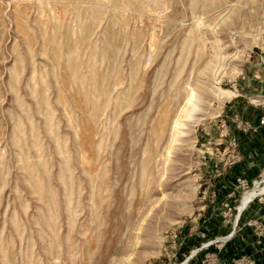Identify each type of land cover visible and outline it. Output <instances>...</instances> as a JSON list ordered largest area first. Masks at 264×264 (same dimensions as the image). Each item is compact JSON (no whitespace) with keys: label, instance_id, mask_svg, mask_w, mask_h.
I'll use <instances>...</instances> for the list:
<instances>
[{"label":"rangeland","instance_id":"rangeland-1","mask_svg":"<svg viewBox=\"0 0 264 264\" xmlns=\"http://www.w3.org/2000/svg\"><path fill=\"white\" fill-rule=\"evenodd\" d=\"M255 80L264 0H0V264H264L215 187Z\"/></svg>","mask_w":264,"mask_h":264},{"label":"crops","instance_id":"crops-1","mask_svg":"<svg viewBox=\"0 0 264 264\" xmlns=\"http://www.w3.org/2000/svg\"><path fill=\"white\" fill-rule=\"evenodd\" d=\"M253 91L257 96L264 95V82L255 80ZM256 112V114H250L244 118V121L249 122L250 128L236 130L230 127L229 130H225V133H219L216 143L222 145V149L225 147L227 153L230 152V150H227V145L235 143L237 153V160L222 174L223 178L220 177V180L215 182L219 198L225 195L226 188L230 187L229 185L233 182L234 176L250 181L256 178L260 172L264 173V117L259 115L257 110ZM260 119H263L262 124H259ZM237 125L238 123L236 127H238ZM240 215L241 218L238 226H236L235 236L226 244L227 247L225 248L228 251L231 247L233 250L237 248L235 246L236 242L239 246L247 243L250 246L252 245L250 241L253 238L247 237L246 234L256 233L253 226L247 225L246 222L249 220L264 222V203L255 199L243 209Z\"/></svg>","mask_w":264,"mask_h":264},{"label":"built area","instance_id":"built-area-1","mask_svg":"<svg viewBox=\"0 0 264 264\" xmlns=\"http://www.w3.org/2000/svg\"><path fill=\"white\" fill-rule=\"evenodd\" d=\"M247 123L248 122L245 121V124H247ZM262 123H263V119H260L259 120V124H262ZM239 124H240V122L238 123V125ZM231 146L233 148L232 151L235 153L236 152V150H235V146H236L235 143H232ZM236 157H237V154H236ZM263 177H264V173L263 172H260V174H258V176L256 178H254V179H252L250 181H247L246 179L240 178V177L236 178L237 187H238V189H240L242 191L241 194H240V196H239V202H240L241 196L245 192H247L249 189H251L254 186L258 187L261 184V180L263 179ZM233 194L234 193H231L229 195L231 196ZM255 199H257L260 202L264 203V190L263 191H258L253 197H251V199L246 203V205L244 207H242V209L239 212V215L243 211V209L249 203L253 202ZM229 209H231V208H229ZM235 209L237 211V208H235ZM235 217H236V215H235ZM237 220H238V218H237ZM236 223H237V221H236ZM246 224L247 225H250V226H253L254 231L256 233L255 235L257 236L256 239H255V241L257 243H259L260 242V237H263L264 236V222H258L256 220H249L248 222H246ZM235 230H236V225H235V220H234L233 231L229 235H227L226 238H230L233 235V233H235ZM262 240H263V238H262ZM208 264H219V263L217 262V260H212V261L208 262Z\"/></svg>","mask_w":264,"mask_h":264},{"label":"bare ground","instance_id":"bare-ground-1","mask_svg":"<svg viewBox=\"0 0 264 264\" xmlns=\"http://www.w3.org/2000/svg\"><path fill=\"white\" fill-rule=\"evenodd\" d=\"M263 185H264V177L261 180V184L259 185V187L254 186L242 195L241 197L242 203H241L240 209L238 210H241L242 207H244L246 203L251 199V197H253L258 191H263L264 187H261Z\"/></svg>","mask_w":264,"mask_h":264},{"label":"water","instance_id":"water-1","mask_svg":"<svg viewBox=\"0 0 264 264\" xmlns=\"http://www.w3.org/2000/svg\"><path fill=\"white\" fill-rule=\"evenodd\" d=\"M239 212H240V210H237V211H236L235 225H236L237 218H238V216H239Z\"/></svg>","mask_w":264,"mask_h":264},{"label":"trees","instance_id":"trees-1","mask_svg":"<svg viewBox=\"0 0 264 264\" xmlns=\"http://www.w3.org/2000/svg\"><path fill=\"white\" fill-rule=\"evenodd\" d=\"M238 222H239V219H238V221H237V224H236V226L238 225Z\"/></svg>","mask_w":264,"mask_h":264}]
</instances>
